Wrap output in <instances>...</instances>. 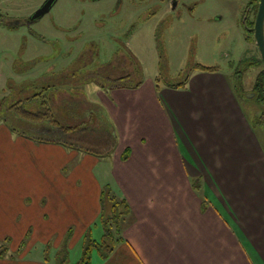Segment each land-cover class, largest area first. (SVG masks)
Here are the masks:
<instances>
[{"label": "crops", "instance_id": "1", "mask_svg": "<svg viewBox=\"0 0 264 264\" xmlns=\"http://www.w3.org/2000/svg\"><path fill=\"white\" fill-rule=\"evenodd\" d=\"M224 86L192 88L188 82L185 88H158L156 79L138 88L96 86L84 97L100 105L115 126L111 157L5 131L0 195L10 199L16 191L36 208L26 222L33 228L42 224L36 230L51 249L49 232L71 226L77 213H87L86 224H93L102 213L101 192L109 186L127 200L131 215L112 254L102 259L94 251L91 264H264V138L232 87ZM127 149L129 158L123 159ZM35 153L37 166L29 160ZM12 202L0 206L11 239L24 212ZM33 252L34 247L24 250L10 262L1 258L0 264H53L45 250L43 262L29 260Z\"/></svg>", "mask_w": 264, "mask_h": 264}, {"label": "rangeland", "instance_id": "2", "mask_svg": "<svg viewBox=\"0 0 264 264\" xmlns=\"http://www.w3.org/2000/svg\"><path fill=\"white\" fill-rule=\"evenodd\" d=\"M44 1L0 0V100L14 95L6 106L49 87L46 93H51L52 106L60 114L63 103L80 104L82 99L86 101L84 96H91L89 93L98 83L116 81L120 77L117 69L127 68L131 62L128 53H132L136 64L129 67H141L144 81L159 78L161 85L167 86L189 78V87L221 88V91L225 82L228 83L253 127L264 138V64L256 42L253 39L252 45L246 37L238 1L191 0L199 1L193 15L185 10L180 15L178 11L170 15L160 12L149 19V11L139 7V0H120V3L119 0H57L49 13L29 27L21 26V21L25 22ZM251 59L255 65L252 69ZM117 62L121 63L116 66ZM197 64L217 70H194ZM132 77L133 81L140 80L139 73ZM11 88L18 94H12ZM67 96H70L68 101L64 99ZM5 110H0L1 116L8 113ZM65 113L62 110V117ZM38 127L39 124L25 119L4 116L0 119V145L7 131L29 140L54 138L47 131L38 133ZM1 158L2 164L6 162L5 155ZM11 158L15 160L14 154ZM36 158L35 153L29 160L36 165ZM6 168L11 167L7 164ZM18 194L13 191L10 199L14 210L22 207L24 212L12 226V239L6 238L8 219L0 213V259L10 262L34 247L31 261L43 262L45 250L46 259L51 258V263L56 264L58 254L67 251L68 264H76L82 257L87 231L92 228L94 238H101V214L88 225L87 213H77L71 226L60 224L59 233L49 232L51 240L45 241L51 249H47L40 237L43 233L36 230L42 224L33 228L26 222L27 218H33L36 208L32 211L27 200ZM10 199L0 195L1 208ZM21 200L28 208L21 206ZM12 249L17 250L12 252Z\"/></svg>", "mask_w": 264, "mask_h": 264}, {"label": "trees", "instance_id": "3", "mask_svg": "<svg viewBox=\"0 0 264 264\" xmlns=\"http://www.w3.org/2000/svg\"><path fill=\"white\" fill-rule=\"evenodd\" d=\"M128 54L131 62L127 65V68H115H118L117 71L120 77L116 81L109 79L110 83L108 84L98 83L97 86L109 90L115 88H138L143 84V69L141 67L136 69L135 67L130 68L129 66L135 65L136 61L132 53ZM120 63L117 62L116 66ZM194 70L216 71L217 68L197 64L194 66ZM137 73L140 74V80L133 81L132 76ZM188 79H185L181 83L168 84L167 86L172 88H185L188 84ZM156 84L159 88L161 85L159 78L156 79ZM259 85L260 83H257V89L261 88ZM48 90L49 87H44L41 91L28 98L15 100L13 103L11 102L10 106H6V104L10 103L14 95L2 98L0 100V110L6 109L5 114L6 112L8 113L3 116L0 115V119L4 116L25 119L31 123L40 125L37 129L38 133L47 131L54 136V138L50 139L34 137L36 140L58 143L100 158L111 156L117 146V134L115 126L105 110L100 105L91 102H88L90 105H87L86 101L82 99L80 104H74L75 106L68 102V105L63 103L59 110L60 114H58L52 106L51 93H46ZM11 92L12 94H18L17 92L14 93L13 88H11ZM68 98L70 96L64 99L68 101ZM62 110L66 112L63 117L61 115ZM129 155L130 150L127 149L123 154V159H128ZM194 187L197 190L200 189L201 183L199 180L194 181ZM100 200L102 206L101 221L103 223V235L100 240H96L91 236V230L88 231L84 241L82 257L76 264H91L94 251L102 259L108 258L118 242L123 239V229L127 226L131 215L130 205L126 199L114 193L109 186L103 188ZM63 249L64 251L66 250L65 248ZM67 263V251L59 253L56 264Z\"/></svg>", "mask_w": 264, "mask_h": 264}, {"label": "flooded vegetation", "instance_id": "4", "mask_svg": "<svg viewBox=\"0 0 264 264\" xmlns=\"http://www.w3.org/2000/svg\"><path fill=\"white\" fill-rule=\"evenodd\" d=\"M236 1H238L237 8L240 14L242 15L241 23L246 32V37L249 39V41L253 45L254 44L253 39L256 42L255 25H256L258 13L260 11L261 0H236ZM120 2L121 1L119 0V3ZM137 3L139 7H144L146 10L149 11V14H147L149 19L154 16H157L160 12H163L165 15H170L171 13L178 11L177 15H180L183 12V10H185L189 14L193 15L195 10L197 9V6L199 5V1H191V0L190 2H188L187 0H139ZM32 16L33 15L27 17L25 19V22L21 21V26L25 25L26 27H29L33 23H35L37 20L32 21L31 20ZM255 44L257 45V43ZM258 50H259L261 61L263 62L259 47H258ZM116 56L117 55H115L114 58H116ZM252 63L253 62L251 59L250 64ZM254 67L255 65L253 66L252 64L251 69Z\"/></svg>", "mask_w": 264, "mask_h": 264}, {"label": "water", "instance_id": "5", "mask_svg": "<svg viewBox=\"0 0 264 264\" xmlns=\"http://www.w3.org/2000/svg\"><path fill=\"white\" fill-rule=\"evenodd\" d=\"M57 0H46L45 3L33 14L32 21L42 18L50 12ZM256 43L260 49L262 60L264 62V0H261L260 11L255 25Z\"/></svg>", "mask_w": 264, "mask_h": 264}]
</instances>
